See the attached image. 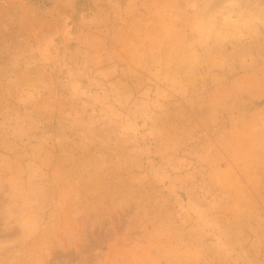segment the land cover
Instances as JSON below:
<instances>
[{"label":"rangeland","instance_id":"obj_1","mask_svg":"<svg viewBox=\"0 0 264 264\" xmlns=\"http://www.w3.org/2000/svg\"><path fill=\"white\" fill-rule=\"evenodd\" d=\"M0 264H264V0H0Z\"/></svg>","mask_w":264,"mask_h":264},{"label":"built area","instance_id":"obj_2","mask_svg":"<svg viewBox=\"0 0 264 264\" xmlns=\"http://www.w3.org/2000/svg\"><path fill=\"white\" fill-rule=\"evenodd\" d=\"M24 1L36 7L47 8L53 6L59 0H24Z\"/></svg>","mask_w":264,"mask_h":264}]
</instances>
